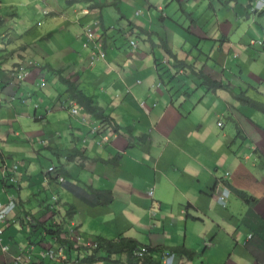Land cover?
Here are the masks:
<instances>
[{"label": "crops", "instance_id": "0c3cea01", "mask_svg": "<svg viewBox=\"0 0 264 264\" xmlns=\"http://www.w3.org/2000/svg\"><path fill=\"white\" fill-rule=\"evenodd\" d=\"M254 1L220 0L218 9H214L211 0L208 6L201 5L198 11L199 14H206L209 11L221 18L225 14H233V11L229 10L234 4L235 12H239L236 14L248 17V14H254L249 12ZM36 2L45 4L43 16L47 19L38 23L44 26L46 21L49 22L50 32L46 35L41 32L39 38L38 35H34V29H31L34 36L32 41L20 42L18 40L23 38V35L30 33L17 36L16 31L19 30L13 26H18L16 20L20 21L18 6L0 0V27L7 28L5 15L1 14H7L8 21L12 22V26L6 30L0 29V97L3 100L0 104V140L1 143L10 142L11 145L10 149L5 150L1 145L0 168L4 163L9 167L18 166L17 182L13 185L3 183L0 170V202L5 205L9 202L8 196H13L16 203L5 226L0 225V228L4 231L2 237L8 232L9 243L14 236L19 235L18 224L24 229L31 225L32 233L40 234L39 237L29 238L25 256L20 254L21 249L15 248L14 253L10 254L11 247L8 252H3L0 247V264H125L127 254L106 258L103 252L95 253L90 243L99 238L110 241L122 237L136 239L131 231L126 230L137 226L143 214L148 213L151 214L148 217L152 221L158 217L157 221L162 219L165 223L162 226L154 224L156 233L152 232L148 237V244L136 240L140 244L160 248L157 256L163 260L165 253L172 252L171 250L178 246H185L180 245V242H183L180 241L182 230H188L190 221L193 223L202 221L199 217L202 216L210 225L209 234L202 238L203 242L211 238L210 250L199 254V248L194 250L188 248L194 253L192 262L203 260L201 264H264V132L260 125L251 129L247 127L252 135L251 139L245 137L247 133L239 127L240 122L233 114L234 111L236 115L250 122V118L259 112L238 101L237 96L242 93L250 97V89L260 93L261 100L264 101V82L252 79L251 86L234 73L238 69L235 62L237 55L240 58V54L242 56L247 54L239 51L238 46L236 47L238 52L231 53L236 44L232 39L225 38L224 47L227 46V51L229 50L226 66L236 69L231 73L225 69L223 75L226 81L215 80L228 88L209 92H214L215 96L225 102L226 110L222 111V115H228L231 127L222 138L218 136L213 139L205 130L210 120L190 113L189 108H186L190 113H187L186 117L183 113L182 100L161 81L158 70L160 60L155 51L161 47L159 44L164 40L174 54L173 41L178 35L165 26L169 22L164 14H160V23L154 24L151 21L153 18L151 10L156 6L152 0H36ZM136 5L139 7L137 17L128 14L129 17L122 13L124 6L130 8ZM140 5L145 6L150 13L147 14ZM192 14L189 19L194 26L197 15ZM227 24L229 31H232V22ZM92 25L98 28L97 35H101L106 51L105 60L94 64H90V50L83 47L85 28H92ZM175 28L184 38L193 39L189 30L178 25ZM136 31L141 33L146 39L144 42L152 47V55L147 51L149 46L142 52L138 47L133 49L129 42V47L135 50L133 51L135 54H130L132 52H126L117 44L118 33L127 36L133 35ZM59 32H68L73 38L70 40L71 49L68 50L69 59L53 55L52 49L48 46L45 48L49 53L42 51L38 55L36 49H33L36 47L33 46L36 41L62 49L53 41L55 34L58 35ZM157 38L161 41L159 44L156 42ZM21 43L23 44L20 46ZM258 53H250L247 57L256 63L264 59V54ZM175 56L174 59L178 63L180 61L178 55ZM25 60H33L36 66L28 70L22 78H14V68ZM78 60L80 65H87L86 71L93 73L92 81L88 82L86 87L77 69ZM59 69H64L63 74L70 76L79 89L92 97L95 103L105 110V115L112 118L114 122L111 124L114 126V123H117L119 128H115L114 131L113 128L112 130L101 124V121L96 120L72 101L69 95V103L62 105L60 96L57 97V94L49 91L47 97L53 99L54 104L46 117L39 116V107L36 106L39 104L37 101L39 97L31 88L37 87L38 83L36 86L30 84L32 79L28 81L27 78L32 74L37 76L36 78L41 80L37 88L44 89L51 75L60 82L59 76L55 73ZM184 70L181 68L180 73ZM206 75L214 80L211 75ZM17 80L18 85L15 84ZM174 83L173 81L172 84ZM140 84L142 86H138ZM156 84L161 87L160 94L155 89ZM98 86L100 95H97ZM233 86L236 88L234 93H238L236 96L230 91ZM85 88L91 92L87 93ZM171 94H174L178 101L174 100ZM137 95L143 96V103L140 105L149 107L148 111H141V106L140 108L134 106L132 101ZM153 98L160 102L161 109L155 103H149ZM71 103V107L67 106ZM77 106L82 111L79 118L78 111L76 114L72 112ZM65 109L71 113L65 112ZM190 118L193 119L192 125L188 123ZM89 120L91 123L88 128L85 123ZM20 121L25 122L27 126L25 136L21 138L19 137L21 128L14 125ZM39 121L44 122L45 129L49 131L42 141L41 128L37 124ZM67 125H70L72 133L70 141L64 140L69 129ZM218 126H221L219 122ZM92 128H98L100 131L93 133ZM238 130L241 131V137ZM143 136H147L145 140L139 139L145 138ZM99 140L101 142H98ZM24 142L37 147L38 154L45 152L44 158L48 161L45 163L48 165L46 175L42 171L44 165L42 163L40 174L34 175L31 171L32 166L27 164L25 158L32 157L33 152L30 145L28 147L31 151L28 147L21 146ZM170 149H173V154L165 157V152ZM75 150L86 159H82L81 156L73 158ZM216 154H219L217 159ZM110 160L112 162L107 163ZM125 162L130 164L125 166ZM220 165L227 171L222 175L214 174L211 167ZM52 167L55 170L48 174L47 178V173ZM41 176L44 181L35 182ZM60 178L66 179L67 183L61 182ZM74 186L110 190L114 194V201L108 206L85 205L72 192ZM226 189L231 193L228 194ZM235 190L245 192L249 202L239 198ZM175 194L180 196L176 197L177 201L172 200ZM53 197H58V202H55ZM220 197H224L226 206L220 203ZM119 198L125 201L122 208H118L116 204ZM34 201L39 207V212L45 217L38 219L29 212ZM71 206L75 209L73 214H70L73 212ZM156 208L165 213L166 217L160 218L158 213L154 216L153 210ZM167 221L176 223L175 230L166 229ZM54 225L59 226L64 234L75 232L81 235L82 244L72 242V247L71 245L64 247V243H59L45 230V227L49 229ZM147 231L145 229L144 232ZM48 239L53 241V247H48ZM3 244L10 246L4 239ZM47 248H63L67 260L53 262L44 257V253L49 250ZM91 251H94L96 257L87 261L93 257ZM73 253L77 255L74 256ZM21 255L24 261L17 262L15 258ZM181 256L187 260L186 256ZM239 256L245 259L240 260ZM225 259L227 261L223 263Z\"/></svg>", "mask_w": 264, "mask_h": 264}, {"label": "rangeland", "instance_id": "374dc122", "mask_svg": "<svg viewBox=\"0 0 264 264\" xmlns=\"http://www.w3.org/2000/svg\"><path fill=\"white\" fill-rule=\"evenodd\" d=\"M5 0V2H12L18 6L19 13H20V21L16 20L19 24L18 26H13L15 29H18L19 31H16L18 33L17 36L22 35L23 33L29 32L30 34H25L23 35V38H20L18 41L22 42L24 41H32L34 38L31 29H34V35H38L40 38L41 32L46 35L48 32H50V25L49 22H45V25L43 26L42 23H38V21H44L47 18L43 16V10L46 9L43 5L44 3H37L36 0ZM209 1L211 0H152L153 4L156 6L153 7L151 10V15L152 19L151 21L154 22V24H158L161 21V15L164 14V17L168 19V24L165 25L166 27L170 28V31H175L177 33V37L174 39V54L178 55L177 58L180 61H184L186 64L190 63V65H194L197 70H194L193 68H185L184 72L180 73L181 67H179L177 61L174 59V57L170 56L169 54L166 53L162 46V42L156 40L158 44L161 42V47L157 48L155 51L156 56H158V59L160 60V64L158 66L159 70V75L161 76V81L165 83L167 88L170 90H173V93L175 95H178L179 98L182 100L184 103V109L183 113L186 114L185 116L188 117V114L196 113L198 114L202 119H209L210 123L205 126L206 133L209 135V137L218 138L220 136L221 138L223 137V134L227 133L228 129L231 127V121L230 118L228 117L227 114L222 115V111H225L226 104L225 102L218 96H215L214 92H209L206 88L205 85H203L202 78L201 76H198L197 73L198 71L204 70L206 74L211 75V77L214 80L218 81H226V78L224 77L223 73L225 72V69L228 72H233V69L236 68H231L227 67L226 63L228 62V56L229 53L227 51V46L226 48L224 47L225 43V38H230L232 39V42L235 43L234 49L231 51V53H236L238 52L236 50V47L238 46L239 51L242 53L247 54V56L250 55V53H255L259 52L258 55L264 54V0H255L254 3L250 6L249 12L254 13V14H248V17L245 15L243 16L242 14H236L239 13L238 11L235 12V7L236 5L232 4V7L230 8L229 11H233V14H225L224 16H221V18L215 16L214 14L209 13V11L206 12V14H199V7L201 5L203 6H208ZM220 0H213V7L214 9H218V3ZM142 9L149 14L148 10L145 8V6L140 5ZM161 6V8H159ZM193 8V9H192ZM139 9V7L132 6L130 8H127L124 6L122 9L123 14H130L132 17H137L136 12ZM194 12V14L197 15V21L195 25L193 26L191 24V21L189 19L190 15ZM10 13V10L8 14ZM38 14L39 16H36ZM192 14V15H194ZM5 15L4 20L6 19V27L12 26V22L8 21L7 14H1ZM129 16V15H128ZM130 17V16H129ZM232 19V20H230ZM221 20V21H219ZM1 21V19H0ZM228 22H232V31H229V25L227 24ZM221 23L223 25H221ZM39 24V25H38ZM225 24L226 28H225ZM179 26L180 28H184L190 31L192 34L193 39L188 40L184 38L180 33L177 32L175 26ZM120 26V25H119ZM155 26V25H154ZM192 26V28H191ZM6 28V29H7ZM2 30H6L5 27H0ZM92 31L97 35L98 34V28L95 25H92ZM260 32V35L258 36V33ZM55 34V40H53L56 44L60 45L62 47L58 48L52 44H47L46 42H40L36 41L34 43L33 49H36L38 52V55L40 52L44 53H49L47 49L45 48L48 46L50 49H52L53 55L60 56L63 58L69 59V51L71 49L70 46V40H73L72 36L68 32H59L57 35ZM165 36V35H163ZM1 40V39H0ZM39 40V39H38ZM136 41L138 45V49L146 51L148 48V44L144 42L145 37L139 33L135 32L133 35H128L125 34L120 35L118 33L117 35V44L121 46L123 50L126 52H132L130 54H135L132 50L131 47H129V42L130 41ZM23 43L19 44L20 46ZM261 45V46H258ZM151 46L148 48V53L151 54ZM32 55V54H31ZM48 55V54H47ZM237 55V54H236ZM247 56H242L240 54V58L237 55L236 58V64L238 65V69L234 71L235 75L241 78L243 81L249 83L251 86V81L252 79H255L260 82H264V59L258 60L256 63L253 59L248 58ZM165 57V58H164ZM80 60V59H79ZM78 60L77 64V69L79 70L81 79L85 81V87L87 86V83L92 81V76L93 73L90 72L89 70L86 71L87 65L86 64H81ZM189 65V64H188ZM189 65V66H190ZM236 67V66H235ZM70 70V69H69ZM71 71V70H70ZM197 71V73L195 72ZM37 76L30 75L27 80L29 81L32 79L30 84H33L36 86L38 83L37 87L41 84V80L36 78ZM158 79V76H156ZM175 82L172 84V82ZM160 83V82H159ZM15 84H19V81H15ZM46 86L44 89H39L37 87H31L33 91L37 92V101H38V106L39 110V116L41 117H46L47 112L51 111V108L54 104V100L51 98L47 97V93L52 92L53 94H57V97H59L62 101V105H66L69 103V98H68V93L66 91V86L62 84L61 82L58 81V79L54 76H49L48 82H46ZM159 85V84H158ZM225 85V84H224ZM138 86H142L141 84ZM226 88L228 86L225 85ZM83 89V88H82ZM97 90L99 89V86L96 88ZM95 89V90H96ZM155 89H157V93H161V87L159 88L157 84L155 85ZM86 92L90 93L91 91H88L87 88H85ZM236 88L233 86V89L230 90L234 96H236L238 93H234ZM238 92V91H237ZM133 93H136L133 91ZM171 94V97L174 100H177V97ZM97 95H100V91H97ZM63 96H65L63 98ZM249 96L250 98L254 100H259L262 101V96L260 93L256 92L253 89H250L249 91ZM63 98V99H62ZM238 98V96H237ZM143 101V96L137 95L136 99L133 102L134 106L136 108H140L141 106V111H148L149 107H145L144 105H140ZM178 101V100H177ZM238 101L243 104L239 99ZM264 102V101H262ZM149 103L151 104H156L159 109H161L162 105L158 100H149ZM244 105V104H243ZM67 106H72L67 105ZM78 113L77 117H81V109L80 107H74ZM186 108H189L190 113L186 110ZM70 110L72 108H69ZM68 109H65V112H70L71 111ZM188 113V114H187ZM234 117L237 118L240 122L239 127H242L244 131L247 133L244 136L248 137L251 139V128H256L258 125L261 129H263L264 132V115L260 112H256L254 116H252L250 119V122H247L245 118L236 115V113L233 111ZM51 122V121H50ZM218 122L221 123V126H218ZM67 123H69V119L67 118ZM91 121L89 120L88 122L85 123V126L89 128V124ZM189 125L193 124V119H188ZM39 124L40 129V134L42 135L41 141L47 136L48 130L45 129L46 124L44 122H37ZM205 125V123H202ZM16 128H21L20 132V138L25 136V133L27 131L26 129V124L23 121H20L19 124H14ZM69 129H67L66 134H65V139L66 141H70L72 133L70 129V125H67ZM247 127H250L247 128ZM54 129V128H53ZM93 129V128H92ZM89 137V136H87ZM255 139L258 140L257 136ZM91 138V137H90ZM102 140V138H101ZM99 140L98 142H101ZM223 140V139H222ZM1 145L3 149H10L11 145L10 142H2L0 144V149ZM31 146L33 156L32 157H26L25 160L28 162L27 164L29 166H32L31 171L34 173V175H38L41 172V163L44 164L42 165V171L44 175H46V172L48 170V165L45 164L48 161L44 158L45 152H39L37 153V147H35L32 144H29L28 142L22 143L21 146L28 147ZM29 148V147H28ZM30 149V148H29ZM171 150V151H170ZM167 152H165V157H168L169 154H173V149H170ZM1 151V150H0ZM31 151V149H30ZM216 154V159H217ZM57 158V157H55ZM53 158L55 163L59 165V162ZM170 159V158H169ZM126 164H130L129 162H125ZM211 171L215 174L217 173L218 175H222V173H225L227 170L224 168V166L220 165L217 167L212 166ZM44 181L43 176L37 178L35 182L41 183ZM176 197H180L179 194H175L172 198V200H176ZM151 199L150 197H148ZM125 201L122 199L117 200V207L122 208L124 205ZM186 206V203L184 204ZM159 209L156 208V210H153L154 216L156 213L159 214L160 218L166 217V214L163 212L158 211ZM29 212L34 215L36 218H41L45 217L42 215V213L39 212V207L37 203L34 201L33 204L30 206ZM148 215L151 216V214L148 213ZM147 214H143L142 219L138 221L137 226H132L130 229L126 231H131V234L139 240V242L143 244H148V237L155 232L154 229V224L157 225H163L165 223V220H158V217L154 219L155 221H152L151 218L148 217ZM202 221H199L198 223H193V221H190L188 230H182L181 232V240L183 242H180V245H185L186 248L190 249H197L199 254H202L204 251L210 250V239H205V241H202L203 237H206L209 234V221L206 218H203L202 216H199ZM148 218V219H146ZM5 226V225H4ZM150 226V227H149ZM176 223L173 221H167L166 222V229H173L176 228ZM31 225H28L26 229L22 228L20 224L17 225V230L19 232V235L17 237L14 236V239L12 242L9 243L8 240V232L4 234L2 239L9 244L10 249V254L14 253L15 248L21 249L20 254H23L25 256L26 254V246L28 243V240L30 237H39V235H36L34 232L32 233L31 230ZM148 230L147 232H144ZM154 229V230H153ZM187 235V239L185 240V236ZM82 240V238H81ZM80 240V241H81ZM48 247H53L54 243L52 240L48 239L47 240ZM79 241L78 245H81L82 243ZM172 245V244H171ZM208 247V248H207ZM49 249V248H47ZM1 251V248H0ZM94 251H91V254H93ZM102 253V252H99ZM74 256H76V253H73ZM174 261L173 264H191L195 263L193 261V256L191 258L188 257L186 260L185 257L179 255V254H174ZM22 256V255H21ZM185 258V259H184ZM240 260H243L245 258L240 257ZM200 260V259H198ZM203 260H200L196 263H200ZM222 263V260H220ZM227 259L223 260V263H225ZM195 263V264H196ZM201 264V263H200Z\"/></svg>", "mask_w": 264, "mask_h": 264}, {"label": "trees", "instance_id": "16d2710c", "mask_svg": "<svg viewBox=\"0 0 264 264\" xmlns=\"http://www.w3.org/2000/svg\"><path fill=\"white\" fill-rule=\"evenodd\" d=\"M163 48L166 50L167 54L174 57L176 59V56L173 54V52L170 50V48L167 46V43L163 40L162 42ZM179 67L182 69H185L187 67L193 68L194 70H197L193 66H189L184 61H178ZM64 69L57 70L55 73L59 76V80L62 84H64L67 88V93L70 97V99L74 102H76L79 106H81L89 115L93 116L96 120L101 121V124L108 126L109 128H113L115 131V128H119V125L117 123H114V126L111 124L114 122L111 117L105 115V110L101 107H99L94 99L88 95H86L81 89H79L78 85L72 81L70 76H65L63 73ZM197 73V71H195ZM198 76H201L203 80V85L206 86L208 91H214L218 90L220 88H225V85L222 82H218L215 80H212L208 75H206L203 71H198ZM238 99L244 104L249 105L250 107L254 108L255 110L261 112L264 115V102L251 99L250 97L246 96V94H240L238 96ZM112 129V130H113ZM239 137H241V131L238 130ZM145 138H139V139H146L147 136H143ZM74 156H81L82 154L78 151H74ZM82 157V156H81ZM82 159H86V157H82ZM112 161H107V163H111ZM105 163V162H104ZM72 192L77 196L79 199H81L85 205L97 207V206H108L114 201V194L110 190H98L93 187H72ZM235 193L239 198H241L245 202H249V199L247 194L243 191L235 190ZM73 210L72 213H74V206H71ZM45 230L50 235H53L59 243H64V247H68L71 245L72 242L68 238H65L63 230L59 226H50L49 229L45 227ZM67 234V233H66ZM68 235V234H67ZM98 243L97 249H95V253L103 252L106 254V258H110L115 255H121V254H127V262L125 264H163V259L158 257L157 255L160 253V248H152L150 246H146L143 244H140L136 239L129 238V237H122L115 241L106 240L104 238H99L96 240ZM172 252H167L169 254H179L184 255L189 258L194 256V253L192 250L186 248L185 246H178L171 250ZM165 253V254H167ZM141 254V255H139ZM96 255L93 254V257H91L88 260L95 259ZM165 257V255H164Z\"/></svg>", "mask_w": 264, "mask_h": 264}, {"label": "built area", "instance_id": "2783aa9c", "mask_svg": "<svg viewBox=\"0 0 264 264\" xmlns=\"http://www.w3.org/2000/svg\"><path fill=\"white\" fill-rule=\"evenodd\" d=\"M85 41L83 42V47L85 49H89L91 54H90V64H94L100 60H105L106 58V51L104 50V43L102 42V37L101 35H96L93 31L92 28L86 27L85 28ZM130 46L133 49H137L138 45L136 41H130ZM36 64L33 60H25L24 62H22L21 64H19L18 66H16V68H14L13 70V76L14 78L17 79L18 78H22L28 70H30L31 68L35 67ZM1 92V90H0ZM3 102V100L0 97V104ZM73 114L77 113L76 109H73ZM219 125H221V123H219ZM98 131H100L98 128H94L92 130L93 133H97ZM0 144H1V140H0ZM1 173H2V180L3 183H5V185L8 184H14L17 182V178H18V166L17 165H13L12 167L7 166L6 163H4L3 166H1L0 168ZM55 170L54 167H52L49 172L47 173V178H49L48 174L52 173ZM60 181L63 183H67L66 179L64 178H60ZM5 186V190H6ZM9 202L5 205H3L0 202V225H5L7 222V219L9 217V215L11 214V212L14 210L16 203L13 199V196H8ZM53 200H55V202H58V197H53ZM219 201L222 205H226L225 199L224 197H220ZM54 208V206H53ZM4 231L2 228H0V247L2 248L3 252H8L9 251V246H6L3 244V239H2V235H3ZM71 239L72 240H76L77 242H79L81 240V236L79 234H76L75 232H71L70 234ZM90 246L93 247L94 249H96L98 247V243L96 241H93L90 243ZM141 255V254H139ZM174 254H169L167 253L164 257L163 260V264H173L174 261ZM44 257L49 258L51 261H55V262H63L65 260H67V257L64 255L63 253V248H51L49 249L47 252L44 253ZM17 262H23L24 259L22 256H17L16 258Z\"/></svg>", "mask_w": 264, "mask_h": 264}, {"label": "clouds", "instance_id": "9594fccd", "mask_svg": "<svg viewBox=\"0 0 264 264\" xmlns=\"http://www.w3.org/2000/svg\"><path fill=\"white\" fill-rule=\"evenodd\" d=\"M228 194H230L231 192H230V190L228 189H226L225 190ZM226 206V205H225ZM64 236H65V238H68V236H69V239L71 240V242H74V243H79V242H77L76 240H72L71 239V236H70V233L67 235V234H64ZM81 236V235H80ZM97 242V241H96ZM91 247V246H90ZM93 250H95L93 247H91ZM97 249V248H96ZM166 255V254H165Z\"/></svg>", "mask_w": 264, "mask_h": 264}]
</instances>
